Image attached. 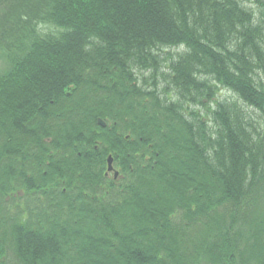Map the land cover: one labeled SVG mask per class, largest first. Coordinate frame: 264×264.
<instances>
[{
	"label": "trees",
	"instance_id": "obj_1",
	"mask_svg": "<svg viewBox=\"0 0 264 264\" xmlns=\"http://www.w3.org/2000/svg\"><path fill=\"white\" fill-rule=\"evenodd\" d=\"M250 1L0 0V264H264V0ZM107 152L128 176L115 192L61 204L51 182L46 206L30 200L45 163L71 182L60 160Z\"/></svg>",
	"mask_w": 264,
	"mask_h": 264
},
{
	"label": "rangeland",
	"instance_id": "obj_2",
	"mask_svg": "<svg viewBox=\"0 0 264 264\" xmlns=\"http://www.w3.org/2000/svg\"><path fill=\"white\" fill-rule=\"evenodd\" d=\"M5 68H6V61H5L4 57H3L2 52L0 51V73H2V71H4ZM219 95H220L221 99L222 98H229V97L232 96V94L229 93L228 90H224V89H221L219 91ZM245 113L250 115L254 121L258 120V113L257 112L246 108L245 109Z\"/></svg>",
	"mask_w": 264,
	"mask_h": 264
}]
</instances>
